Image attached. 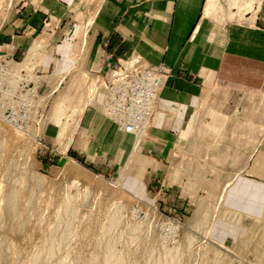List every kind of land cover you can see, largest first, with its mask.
<instances>
[{
	"label": "crops",
	"instance_id": "crops-1",
	"mask_svg": "<svg viewBox=\"0 0 264 264\" xmlns=\"http://www.w3.org/2000/svg\"><path fill=\"white\" fill-rule=\"evenodd\" d=\"M43 33L51 37L32 67L42 77L73 64L74 78L90 74L97 86L128 60L164 64L169 78L151 133L139 141L154 175L184 141L187 159L201 144L203 158L216 162L218 221L264 223V0H0V56L29 59ZM94 101L68 140L47 125L49 156L122 164L126 133L103 114L98 95Z\"/></svg>",
	"mask_w": 264,
	"mask_h": 264
},
{
	"label": "rangeland",
	"instance_id": "rangeland-1",
	"mask_svg": "<svg viewBox=\"0 0 264 264\" xmlns=\"http://www.w3.org/2000/svg\"><path fill=\"white\" fill-rule=\"evenodd\" d=\"M50 37L47 33L37 36L38 40L29 48V59L24 63L27 68L31 67L32 70L36 66L39 69L41 54L46 49L42 44L48 42ZM33 58L35 60L31 63ZM72 65L56 64L54 71L52 68L45 73L47 75L41 81L38 101L40 113L32 126L20 130L0 121V132L4 133V140L0 133V216L3 215L5 199L9 195V182L5 176L8 169L14 164L21 176L27 175L29 183L27 187L20 186L22 230L4 231L13 252L11 264H32L29 263L32 258H29L46 245V233L58 210L61 215L63 202L74 211L76 232L75 239L69 244L71 248L67 247L69 249L65 250L68 251L62 252L61 260L58 259L60 255L58 256L56 260L61 262L55 261L56 264H98L97 238L102 237L100 233L103 232L100 230H103L105 219L108 220L117 210L121 212L124 222L137 228L136 232L127 229L126 236L124 234L127 239L136 234L138 237H145L148 240L147 246H154L159 252H175L188 245L184 249L186 264H201L208 250L210 253L207 256L213 251L211 257L220 259L222 264H264V223L218 221L225 217L223 200H219L221 192L214 189L218 179L217 168L209 166L216 165V162L207 160L208 157L203 158L199 152L201 144L195 146L200 149L194 150L199 154L198 157L192 158L190 152L187 159L184 141L182 146L171 151L172 158L169 155L167 160L164 159L165 163L162 162L163 167L157 175L153 171V158L140 152L142 146L137 142L139 139H135L138 144L133 141L120 143L126 135H121L119 143L125 146L127 155L122 164L119 162L114 169H108L99 163L76 160L83 167L70 160L59 161L56 157L49 156L48 147L52 144L44 139L47 125L52 124L57 132L60 131L59 138L68 140L73 130L77 131L84 114L88 120L91 110L86 108L92 107L94 110L95 107L94 80L90 74L83 73L80 78H74L79 69L70 71ZM66 75L69 78H64ZM62 127L66 128L65 135L61 133ZM203 145L208 147L209 144ZM134 146L138 149L134 163L141 159L150 163L144 175L138 173V167L137 172L131 169L133 162L129 165L128 155ZM186 168L189 170L188 180ZM122 175H129L128 179L134 181L136 179L138 185L131 186L127 180L121 179ZM153 178L154 182L151 183ZM245 233L253 237H232ZM112 247L116 250L121 245L114 243ZM140 257L143 262L141 254L136 259L141 262Z\"/></svg>",
	"mask_w": 264,
	"mask_h": 264
},
{
	"label": "built area",
	"instance_id": "built-area-1",
	"mask_svg": "<svg viewBox=\"0 0 264 264\" xmlns=\"http://www.w3.org/2000/svg\"><path fill=\"white\" fill-rule=\"evenodd\" d=\"M26 61L0 56V121L20 130L32 126L39 116L44 80L24 65ZM168 78L164 64L128 60L101 77L95 96L100 97L103 114L119 131L147 132L144 136H148Z\"/></svg>",
	"mask_w": 264,
	"mask_h": 264
},
{
	"label": "bare ground",
	"instance_id": "bare-ground-1",
	"mask_svg": "<svg viewBox=\"0 0 264 264\" xmlns=\"http://www.w3.org/2000/svg\"><path fill=\"white\" fill-rule=\"evenodd\" d=\"M151 127H152V124H151ZM0 130H2L1 127H0ZM150 131H151V129H150ZM0 133H1L3 140H4L3 131H1ZM144 135H147V132L142 133V134L141 133H126V136L124 138H122L121 140H122V143H124V144L129 143V142L131 143V141L135 142V139H139L137 141V142H139L141 137H143ZM0 140H2V139H0ZM0 144H1V142H0ZM136 144H138V143H136ZM136 144H133V145H136ZM1 146L2 145H0V147ZM131 149L132 150L128 155L129 165L131 162L134 163L135 156H137L136 152L138 150V149H136V146L132 147ZM69 159L73 163L80 164L76 160H74L73 158H69ZM148 165H149L148 161H144L142 159L136 160L133 165L131 164V169H133L136 172L138 170L139 174L144 175L146 173V169H147ZM81 166H83V165H81ZM137 167H138V169L136 170ZM87 170H89V169H87ZM73 172L75 173L76 176H78V173L75 170H73ZM5 176L9 182V188H8V190H9L8 194L9 195L5 199V204L3 207V215L0 216V264H11L13 252H11V250H10V244L4 235V231L5 230H16V231L22 230V221H21V212H20V202H21L20 201V186L27 187L29 185V183L27 182V175L21 176L14 164H13V167L8 169ZM128 176L129 175H122L121 179L124 178L125 181L127 180L131 186L132 185H134V186L138 185V182L135 178H134L135 179V181H134V180L128 179L129 178ZM68 202H70V201H68ZM70 204H71V202H70ZM62 205H63V208H62L63 210L61 211L62 213L60 212L61 215H59V210H58V212H56L57 215L54 213L56 215V217L54 218L53 217L54 215L52 216L54 218L53 221L52 222L48 221L49 223L51 222L50 228L48 229L46 236L43 235L46 237V238L44 237L46 245L43 241L45 246L43 245L44 246L43 248L36 251L34 253V256H32V255L30 256L29 259L32 258L31 259L32 262H29V263H32V264H54L55 261L59 262V260H56L58 258V256L60 255L58 258V259H60V257H62L61 256L62 252H64V250L70 246L69 244H70V242H72V239L75 237L74 233L76 232V230L74 232V229H75L74 228L75 227V225H74L75 217L74 216H75V214H74L73 209H71L66 203L63 202ZM93 209H94V207H93ZM60 210H61V208H60ZM120 213L121 212H119V210H117L112 216L109 217L108 220L105 219L106 221L103 222V224H102L103 227L101 226L103 230H100L103 232V234L100 233L102 235V237L101 238L96 237L98 239L97 251H98V256L100 259V260L99 259L96 260L99 262L98 264H100V263L101 264H186L187 263V258H186V254H185L186 252L184 249H187L188 245L187 246L184 245V247L179 248L175 252H172V251L166 252V250H162V252H159L156 247H154V246L149 247V245L147 246V242H146L147 239L145 237H138L136 234L135 237H133L131 239H127L125 237L126 236L125 232L127 231V229H130V230L136 232L137 228L129 226L128 223L124 222L122 216H120ZM52 217H51V219H52ZM91 228H93V226ZM94 234L95 233H93L92 235L94 236ZM124 234H125V236H124ZM140 234H143V233H140ZM98 237H100V236H98ZM44 238L42 240H44ZM87 243H88V241H87ZM114 243H119L121 245V247L119 249H116V250L113 249L112 244H114ZM94 246H95V244H94ZM69 248H71V247H69ZM69 248H67V249H69ZM117 248H118V246H117ZM32 250H33V248H32ZM211 250H214V249H211ZM65 251H68V250H65ZM15 253H17V252H15ZM207 253L209 254L210 250H208V252L205 253L206 254V255H204L205 258H203L201 264H222L223 263L220 259H214L211 257L213 254V251L211 252V255L207 256ZM140 254L143 255V257H144L143 262H142L141 257H140L141 262L136 259L137 256ZM77 257H79V255L76 256V258ZM79 261H80V259H79ZM93 261H94V257H93ZM58 262H57V264H58ZM90 262H91V260H90ZM95 264H97V262Z\"/></svg>",
	"mask_w": 264,
	"mask_h": 264
}]
</instances>
